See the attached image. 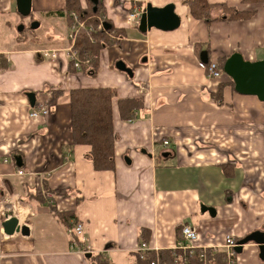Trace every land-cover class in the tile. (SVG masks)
Masks as SVG:
<instances>
[{"label":"crops","instance_id":"1","mask_svg":"<svg viewBox=\"0 0 264 264\" xmlns=\"http://www.w3.org/2000/svg\"><path fill=\"white\" fill-rule=\"evenodd\" d=\"M102 1L106 18L125 36L119 46L100 51L92 77L71 70L63 52L51 61L39 56L67 47V22L58 13L65 0H31L26 16L16 0H0V57L6 62L0 68V199L14 196L20 212L8 211L29 228L28 236L0 232V264H91L88 256L97 253L112 264L127 258L135 264L137 245L146 242L160 254L179 240L183 224L196 227V244L206 246L226 234L241 240L264 232V101L238 93L224 73L209 77L199 65L203 53L217 64L235 52L264 60V0H207L251 13L229 20L214 9L211 22L193 17L183 0ZM148 3H173L179 27L140 32L139 19L127 15ZM117 60L132 76L116 69ZM219 84L220 104L214 99ZM93 87L116 92L113 170H95L90 147L72 145L69 91ZM138 96L143 109L122 121L116 100ZM37 101L50 113L33 120L28 114ZM43 183L58 210L73 211L82 223L81 246L35 197L45 195ZM258 254L254 242L246 243L236 264H264Z\"/></svg>","mask_w":264,"mask_h":264},{"label":"trees","instance_id":"2","mask_svg":"<svg viewBox=\"0 0 264 264\" xmlns=\"http://www.w3.org/2000/svg\"><path fill=\"white\" fill-rule=\"evenodd\" d=\"M182 2L189 7L190 14L193 17L202 19L205 22L214 20L210 16V12L214 9H221L229 20L245 19L251 15V13L236 11L226 7L224 4L210 3L207 0H183ZM58 13L63 14L68 25L75 22L74 17H76L77 22L82 23L75 30L73 47L82 61L81 71L94 77L99 70L98 59L100 50L118 43L125 36V30L114 27L109 22L105 16V7L102 0H85V6L81 5L80 0H65L63 10ZM199 48V45L195 46L196 52L200 57ZM225 60V58H222L218 62L221 70ZM5 63L4 59L2 60L0 57V68H5ZM69 68L71 70L75 69L72 63H69ZM222 87L223 85L219 84L216 93H214V99L219 104L222 103ZM69 98V129L72 136V145L82 144L90 147L89 157L95 170H113L115 166V133L113 125L115 90L111 87L73 88L69 91ZM116 106L119 118L122 121H130L136 117V111L143 109V100L140 96L118 98ZM43 190L46 192L50 191L46 183H43ZM54 192L67 194L63 190ZM35 197L40 202H46L50 212L66 228H69L72 223L79 222L73 211L58 210L53 200L45 197L43 193L35 194ZM145 234H147L146 229L141 228L138 235L141 237ZM72 238L80 246L82 245L76 236L73 235ZM170 254L169 249L161 251V261L174 264L175 260ZM152 257L153 254H149V258L151 259ZM88 259L91 264H112L107 257L99 253L88 256ZM223 259L224 256L221 253L208 255V260L211 263L214 262V264H224ZM135 264H148V260L141 259L138 253Z\"/></svg>","mask_w":264,"mask_h":264},{"label":"built area","instance_id":"3","mask_svg":"<svg viewBox=\"0 0 264 264\" xmlns=\"http://www.w3.org/2000/svg\"><path fill=\"white\" fill-rule=\"evenodd\" d=\"M140 14L141 11L134 9L129 13L128 17L130 20H138ZM74 20L75 22L72 26H70V31L68 33L69 43L67 47L60 49L61 51H59V49L40 50L39 56L44 60L51 61L56 59L60 52H63L65 57L68 59V62L72 63L76 70H81L80 66L82 61L74 49L73 44L75 41V30L78 26H81L82 23L77 22L76 17H74ZM99 27H101V25H99ZM199 65L206 70L209 77L219 78L223 74L222 70L215 61L210 60L206 64L199 61ZM49 113L50 108L48 107L47 103L37 101V104L31 109L28 116L30 119L37 120L40 118H45ZM163 144L167 145L168 141H164ZM18 173L21 174L20 171H18ZM45 196L49 199L52 198V194L50 192H46ZM5 213L7 212H2L3 216ZM180 229L179 240L172 248L169 249L171 252L170 256L175 260L174 264H214V262H209L208 255H213L215 253H221L224 256V264H236L238 262V252L235 248L239 246V244L238 238H236L234 235L226 234L223 237L221 243L217 245L206 246L196 244V240L198 238V230L196 227H193L189 224H183ZM0 232L3 233L1 225ZM82 232L83 225L80 222L72 223L68 228V233L76 237L80 236ZM136 251L140 254L141 259L148 260V264H169L168 262L161 261L160 254L156 246H151L146 242H141L139 245H137ZM149 254H153L151 259L149 258Z\"/></svg>","mask_w":264,"mask_h":264},{"label":"water","instance_id":"4","mask_svg":"<svg viewBox=\"0 0 264 264\" xmlns=\"http://www.w3.org/2000/svg\"><path fill=\"white\" fill-rule=\"evenodd\" d=\"M17 10L22 16L28 15L31 8V0H16ZM180 25V17L175 12L173 3H168L162 7H155L151 4H146L140 14L138 20V30L142 33L151 28L162 31H172ZM107 26V25H105ZM201 58L203 63L207 62V57ZM201 54L200 56H202ZM117 70L125 72L132 76V70L123 60L115 62ZM222 71L232 80L234 89L241 94L255 95L261 101H264V60L248 61L243 59L238 52L232 53L224 61ZM29 99L33 102V94H28ZM4 221L1 223L3 233L12 235L15 232L23 236L29 235V228L27 225H20L18 219L11 213L4 214ZM254 242L259 250V258L264 260V232L254 231L248 234L245 238L238 240L239 246L235 249L238 253L241 252L242 246L246 243ZM88 256V255H87Z\"/></svg>","mask_w":264,"mask_h":264},{"label":"rangeland","instance_id":"5","mask_svg":"<svg viewBox=\"0 0 264 264\" xmlns=\"http://www.w3.org/2000/svg\"><path fill=\"white\" fill-rule=\"evenodd\" d=\"M32 13H34V12H32ZM34 14H30L29 15V18L30 17H32ZM128 16V15H127ZM28 18V19H29ZM29 20H25V22H28ZM67 22V21H66ZM74 23H72V24H70V25H68L67 24V33H66V39H67V42L69 43V40H68V33H69V31H70V26H72ZM43 31V29H41V28H39V29H36V32L39 34V33H41ZM121 41V40H120ZM120 41L118 42V43H116V44H113L112 46H109V47H106V48H104V49H108V48H110V47H113V46H119V43H120ZM68 45V44H67ZM103 49H101L100 51H102ZM99 54H100V52H99ZM99 60V59H98ZM100 67V66H99ZM1 196V195H0ZM0 201H1V203H0V207H1V209L3 208V199H0ZM3 210V209H2ZM6 212H9V213H11V211H8V209L7 210H5ZM1 213H2V211H0V218H2V216H1ZM12 214V213H11ZM128 259H130V258H127V259H125L124 260V263H122V264H128L127 263V261H128ZM116 260H114V262H115ZM116 263V262H115ZM118 264H120V263H118Z\"/></svg>","mask_w":264,"mask_h":264},{"label":"bare ground","instance_id":"6","mask_svg":"<svg viewBox=\"0 0 264 264\" xmlns=\"http://www.w3.org/2000/svg\"><path fill=\"white\" fill-rule=\"evenodd\" d=\"M5 209H10L13 211V213L17 216L18 213L20 212V210H18L17 207L18 206V203L16 201V198L14 196H10V197H7L3 200V205H2ZM23 214V213H22Z\"/></svg>","mask_w":264,"mask_h":264}]
</instances>
